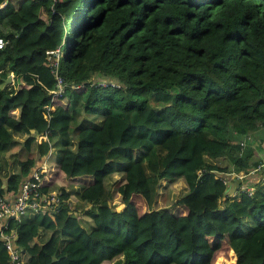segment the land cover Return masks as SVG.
<instances>
[{
	"label": "trees",
	"instance_id": "1",
	"mask_svg": "<svg viewBox=\"0 0 264 264\" xmlns=\"http://www.w3.org/2000/svg\"><path fill=\"white\" fill-rule=\"evenodd\" d=\"M15 3L0 0V152H17L0 194L45 156L39 190L60 198L9 222L22 264H264L263 173L232 198L217 178L260 162L240 143L264 127V0ZM178 180L186 193L157 207Z\"/></svg>",
	"mask_w": 264,
	"mask_h": 264
},
{
	"label": "built area",
	"instance_id": "2",
	"mask_svg": "<svg viewBox=\"0 0 264 264\" xmlns=\"http://www.w3.org/2000/svg\"><path fill=\"white\" fill-rule=\"evenodd\" d=\"M5 42L0 38V48H3ZM50 54H55L58 56V51H49ZM59 65L58 59L52 64L55 67L56 74V88L50 91L56 95H62L67 87V83L64 82L63 78L57 75L56 68ZM100 85L106 86L107 84L114 85L112 82L103 81L99 83ZM54 110V106H50ZM49 108V109H51ZM250 135H247L240 145L243 149L245 144L249 140ZM45 163L41 164L32 175L25 179L20 187L16 196L8 197L4 194H0V241L8 251L9 261L7 264H22L20 247L17 245V233L14 229L9 228V222L12 220L20 221L21 216L25 214L26 211L31 213H43L52 215L53 213L58 212L60 206V198L56 192H41L40 187V175L39 172H45ZM264 169V159L259 163L256 169L252 170L250 173L246 174L243 171L236 173H218L217 178H220L224 181L228 187L231 186V179H240L242 181L248 175L254 174L257 171ZM240 189L242 192L252 195L255 191V187L241 184ZM229 195V194H228Z\"/></svg>",
	"mask_w": 264,
	"mask_h": 264
},
{
	"label": "rangeland",
	"instance_id": "3",
	"mask_svg": "<svg viewBox=\"0 0 264 264\" xmlns=\"http://www.w3.org/2000/svg\"><path fill=\"white\" fill-rule=\"evenodd\" d=\"M13 1L18 3V1H20V0H13ZM16 5H18V4H16ZM11 77H12L11 83L13 84L14 83L13 75H11ZM94 82H98V81H96V79H95ZM98 83H103V81H99ZM11 86L12 85L10 84V87ZM73 112H74V120L72 122L73 126H80L82 124H88V122L86 123V121L84 120V117H87V116L83 112H81L76 107L73 108ZM89 120L92 124H98V122H99L98 121L95 123L94 119H92V117L89 118ZM254 143H258V144H260V146H257V148H256ZM245 145H248V146L250 145L255 149V158L258 161H260L262 158H264V127H261L255 133H252L251 139L248 140ZM33 147H34V149L36 148L35 145H33ZM58 152H59L58 150H55L54 154L56 155ZM1 154H2V152H0V156H1ZM258 154L259 155L261 154L262 156L258 157ZM148 156L149 155L146 153L145 154L141 153V152L138 153V158L143 160V161H146ZM222 161H220V163H222ZM45 162H46V160H44L42 163H45ZM10 165L11 166H9V165L6 166V175L4 177L10 175L11 171H14V169L17 166V159H15L13 161V163H11ZM8 166H9V168H8ZM2 170H3V167L1 169V174H2ZM259 173H263V176L261 179V181H263L264 180V172L262 170H260ZM106 182H107V186L109 187V189H111L114 192V194L116 195L117 186H114V177L113 178L110 177L109 179L106 180ZM230 185L231 186L228 187L229 191H228L227 195L229 194L228 196H230L231 198L238 196L237 189L240 188V179H235L234 181H232V179H231ZM183 186H184V183L181 180H178L175 183L167 184L166 187L162 186L161 187V189H162L161 194L158 196V198L156 200V203H157L156 206L157 207H171L176 202L177 198H179L180 196H182L186 193L185 192L186 189L185 190L181 189ZM231 190H233V192H235V194H236L235 196L230 195ZM117 198H118V196H117ZM224 199L225 198H221V201H224Z\"/></svg>",
	"mask_w": 264,
	"mask_h": 264
},
{
	"label": "crops",
	"instance_id": "4",
	"mask_svg": "<svg viewBox=\"0 0 264 264\" xmlns=\"http://www.w3.org/2000/svg\"><path fill=\"white\" fill-rule=\"evenodd\" d=\"M14 78V77H13ZM15 80V79H14ZM11 85H12V83H10ZM70 107L72 108V107H76V108H78L81 112H83L84 113V110H83V106H82V104H71L70 105ZM85 114V113H84ZM86 115V114H85ZM87 116V115H86ZM15 136V139H20V136L18 135V134H15L14 135ZM43 139L45 140L46 139V137H43ZM250 139H251V134H250ZM249 139V140H250ZM42 141V140H41ZM38 142H40V139L38 140ZM254 145H255V147L257 148V146H260V144H258V143H254ZM248 145H245V147H247ZM260 149V148H259ZM32 150L33 151H35V152H37V148H35L34 149V147L32 148ZM20 151V150H19ZM18 151V152H19ZM16 154H17V152H15V153H11V154H8V153H2L1 154V156H0V158H1V165H2V167H3V170H2V174L0 173V176L4 179V180H6L7 178H8V176H6V177H4L5 175H6V166L7 165H9V166H11L10 164L11 163H13V161L15 160V159H17L15 156H16ZM3 155V156H2ZM262 155L260 154H258V157H261ZM46 157L44 156L43 158H41L43 161H44V159H45ZM264 158H262L261 160H260V162L263 160ZM40 161L37 165H41V164H43L42 162L43 161ZM259 162V163H260ZM9 166H8V168H9ZM230 195H232V196H235L236 194H235V192H233V190H231L230 191ZM50 236V232H47V233H45V235H44V237H43V240L42 241H45V240H47L48 239V237Z\"/></svg>",
	"mask_w": 264,
	"mask_h": 264
},
{
	"label": "water",
	"instance_id": "5",
	"mask_svg": "<svg viewBox=\"0 0 264 264\" xmlns=\"http://www.w3.org/2000/svg\"><path fill=\"white\" fill-rule=\"evenodd\" d=\"M11 80H12V77H11V76H9V77L6 79V82H7V84H8V83H11ZM228 191H229V188H228V189H226L225 193L227 194V193H228Z\"/></svg>",
	"mask_w": 264,
	"mask_h": 264
}]
</instances>
